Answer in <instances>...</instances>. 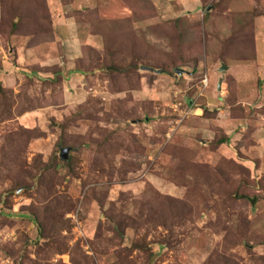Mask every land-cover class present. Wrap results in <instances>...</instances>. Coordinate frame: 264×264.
<instances>
[{
    "label": "rangeland",
    "instance_id": "374dc122",
    "mask_svg": "<svg viewBox=\"0 0 264 264\" xmlns=\"http://www.w3.org/2000/svg\"><path fill=\"white\" fill-rule=\"evenodd\" d=\"M47 4L0 0V264H264V0Z\"/></svg>",
    "mask_w": 264,
    "mask_h": 264
},
{
    "label": "trees",
    "instance_id": "16d2710c",
    "mask_svg": "<svg viewBox=\"0 0 264 264\" xmlns=\"http://www.w3.org/2000/svg\"><path fill=\"white\" fill-rule=\"evenodd\" d=\"M62 1V5L63 6H68V5H70V4H72V2L74 1V0H70V2H68V3H65L63 0H61ZM34 7H35V9H39V10H41L42 11V14H43V16H47V21L46 22H48V23H50V25H51V27H52V21H51V11H50V9H49V7H48V4H47V0H34V5H33ZM139 69V68H138ZM106 70H108V71H116V70H113V69H111V68H106ZM121 71V70H120ZM119 71V72H120ZM164 71V74H172L173 73V70H169V69H166V70H163ZM151 73V72H150ZM67 149L68 147L66 146V147H64V146H62V149ZM61 149V150H62ZM61 150H58V152H56L55 153V156H54V158H56V159H59L60 161H62V162H66L67 164H69V157H68V159H63V158H61V153H62V151ZM52 161H54V159L52 160ZM65 163V164H66ZM55 165H57V162L55 163ZM137 244H135V247H139V248H142L141 246H136Z\"/></svg>",
    "mask_w": 264,
    "mask_h": 264
},
{
    "label": "water",
    "instance_id": "95a60500",
    "mask_svg": "<svg viewBox=\"0 0 264 264\" xmlns=\"http://www.w3.org/2000/svg\"><path fill=\"white\" fill-rule=\"evenodd\" d=\"M141 69H142L143 71H147V72H151V73H155V74H163V73H164L163 70H156V69H154V68H150V67H142ZM227 69H228V68H227L225 65H222V67H221V72L227 71ZM176 73L179 74V75H181V74L183 73V71L180 70V69H177V70H176ZM220 84H221V82H220ZM220 84H219V90L221 89V88H220ZM67 153H68V150H63L62 153H61V158H63V159H67ZM65 155H66V156H65ZM255 202H256L255 199L251 200L252 205H254Z\"/></svg>",
    "mask_w": 264,
    "mask_h": 264
},
{
    "label": "crops",
    "instance_id": "0c3cea01",
    "mask_svg": "<svg viewBox=\"0 0 264 264\" xmlns=\"http://www.w3.org/2000/svg\"><path fill=\"white\" fill-rule=\"evenodd\" d=\"M222 67V66H221ZM227 67V66H226ZM228 68V67H227ZM228 70V69H227ZM183 71V70H182ZM220 71H221V68H220ZM148 73H150V72H148ZM153 74H155V73H153ZM164 74V73H163ZM163 74H156L157 75V77H164V75ZM179 76H181V75H179Z\"/></svg>",
    "mask_w": 264,
    "mask_h": 264
},
{
    "label": "built area",
    "instance_id": "2783aa9c",
    "mask_svg": "<svg viewBox=\"0 0 264 264\" xmlns=\"http://www.w3.org/2000/svg\"><path fill=\"white\" fill-rule=\"evenodd\" d=\"M207 82V80L206 81H204V83H206ZM206 85V84H205Z\"/></svg>",
    "mask_w": 264,
    "mask_h": 264
}]
</instances>
